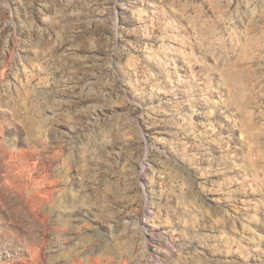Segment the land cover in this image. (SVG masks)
Masks as SVG:
<instances>
[{
  "label": "rangeland",
  "instance_id": "374dc122",
  "mask_svg": "<svg viewBox=\"0 0 264 264\" xmlns=\"http://www.w3.org/2000/svg\"><path fill=\"white\" fill-rule=\"evenodd\" d=\"M0 264H264V0H0Z\"/></svg>",
  "mask_w": 264,
  "mask_h": 264
}]
</instances>
